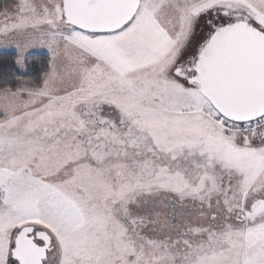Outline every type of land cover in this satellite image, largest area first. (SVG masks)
<instances>
[{
    "label": "snow or ice",
    "instance_id": "6c2138e0",
    "mask_svg": "<svg viewBox=\"0 0 264 264\" xmlns=\"http://www.w3.org/2000/svg\"><path fill=\"white\" fill-rule=\"evenodd\" d=\"M0 46V264H264V0H19Z\"/></svg>",
    "mask_w": 264,
    "mask_h": 264
},
{
    "label": "trees",
    "instance_id": "16d2710c",
    "mask_svg": "<svg viewBox=\"0 0 264 264\" xmlns=\"http://www.w3.org/2000/svg\"><path fill=\"white\" fill-rule=\"evenodd\" d=\"M19 0H0V12L11 11L16 8ZM17 55L13 52L0 54V87H18L23 80H30L39 85L43 74L48 70L49 57L47 55H31L25 59V68L16 64Z\"/></svg>",
    "mask_w": 264,
    "mask_h": 264
},
{
    "label": "rangeland",
    "instance_id": "374dc122",
    "mask_svg": "<svg viewBox=\"0 0 264 264\" xmlns=\"http://www.w3.org/2000/svg\"><path fill=\"white\" fill-rule=\"evenodd\" d=\"M11 11H12V10H11ZM3 13H4V12H0V20L3 19V15H2ZM41 50H44V47H43V46H36V47L29 48V49H27V50L25 51V53H24V58H25L27 55L31 54V53L39 52V51H41ZM1 51H14V52H16V53L19 55V50H18V48H17L15 45H13V44H8V45L0 46V52H1Z\"/></svg>",
    "mask_w": 264,
    "mask_h": 264
},
{
    "label": "crops",
    "instance_id": "0c3cea01",
    "mask_svg": "<svg viewBox=\"0 0 264 264\" xmlns=\"http://www.w3.org/2000/svg\"><path fill=\"white\" fill-rule=\"evenodd\" d=\"M4 52H13V53H15V54L18 56V54H17L16 52H14V51H1L0 54H1V53H4ZM37 54L47 55V56L49 57V59H51V53L49 52V50H48L46 47H44V50H41V51H39V52H34V53H31V54L27 55V56L24 58V60H25L27 57L31 56V55H37Z\"/></svg>",
    "mask_w": 264,
    "mask_h": 264
}]
</instances>
